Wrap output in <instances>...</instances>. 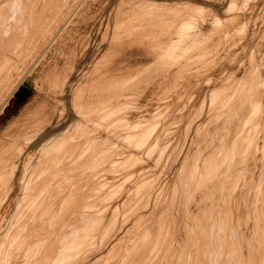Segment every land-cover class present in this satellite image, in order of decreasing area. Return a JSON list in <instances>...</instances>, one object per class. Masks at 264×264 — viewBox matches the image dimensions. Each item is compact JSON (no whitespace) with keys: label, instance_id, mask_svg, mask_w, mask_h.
Listing matches in <instances>:
<instances>
[{"label":"rangeland","instance_id":"374dc122","mask_svg":"<svg viewBox=\"0 0 264 264\" xmlns=\"http://www.w3.org/2000/svg\"><path fill=\"white\" fill-rule=\"evenodd\" d=\"M4 57L0 264H264V0H0Z\"/></svg>","mask_w":264,"mask_h":264},{"label":"bare ground","instance_id":"6f19581e","mask_svg":"<svg viewBox=\"0 0 264 264\" xmlns=\"http://www.w3.org/2000/svg\"><path fill=\"white\" fill-rule=\"evenodd\" d=\"M126 2H128V1H126ZM126 2H125V4H126ZM142 4H145V5L148 4L149 5V3L146 4L145 2L141 3V5ZM138 6L140 7V4H138ZM138 6H136V7H138ZM151 7H153V6H151ZM187 7L194 8L192 5L191 6L187 5ZM153 8H156V6L153 7ZM198 8H200V7H198ZM18 13H20V12H18ZM218 22L219 21H217V23ZM219 25L217 24V26H219ZM56 37H57V35L54 36L52 38V40H50L49 46L55 41ZM31 49L32 48H30L29 50L26 49L27 52H25L24 60H22V61H25V59H27L31 55ZM41 59L40 58L37 59L36 63L34 61L35 64L34 65L32 64L33 67L31 66L32 69H31L30 75H31L32 71H34L38 67V65L41 62ZM1 62L2 61L0 60V63ZM10 63H11L10 59L8 57L7 58L4 57L3 64L0 67V113H1L2 110H4V108L9 103L11 97L13 96V94L18 89V86L22 83L21 81H24L28 77V75L25 74V76L22 77V80L20 81V84L19 83L16 84L14 86V88L8 94H5L7 86L13 80V74L17 70L16 66L13 67V68H9L8 69ZM17 74H18V72H17ZM77 123H78V120L72 122L61 133L49 137L45 142H43L38 147V149H37L38 155L36 157H39L40 154L43 153V152L46 153L51 148L52 144L56 140L62 139L61 137H63V136H68L69 135V131L72 130L73 128H75ZM41 131H42V129L40 127L35 133H30L27 136H25L24 138H15V139H13L12 144L11 145L9 144L10 146H4V145L0 144V160H1L0 161V167L4 164L5 161L6 162H8V161L11 162V159L12 160L14 159L13 162H15V163H8L7 164V168L5 169L3 174H1L2 170L0 171V174H1L0 175V210L3 207V205L5 204V201L7 202L9 200L11 193L14 191L13 180H14L16 171L18 169V164H17L18 158L23 153L24 148L27 147L29 144H31L37 138V136L41 133ZM64 139H65V137H64ZM33 155L34 154L29 156L28 159H26L25 162L21 165V174H20V177L18 179V187H17L18 190H17V193L14 195V198H13V200L11 202V205H10L11 206L10 216L7 219L2 217L4 220L0 218V220H1V222H0V241H4V238L8 236L9 231L14 227V225L16 224V221L18 220L21 212L23 211V209L28 204L26 201L21 202V203H20V201H21V196L23 195V191L26 189V184L28 183V178H29V176H31L33 174V167L36 164V162H34L32 160L33 157H34ZM15 160H17V161H15ZM46 173L47 174L40 181H37V183H36V188L38 189V192L41 189L45 188V186L52 181L51 180L52 179L51 176H60V175H62L64 173V166L56 167L54 170H52L50 172H46ZM29 189L30 188L28 187L26 189V191L29 190ZM46 199L48 200L49 198L45 197V200Z\"/></svg>","mask_w":264,"mask_h":264}]
</instances>
